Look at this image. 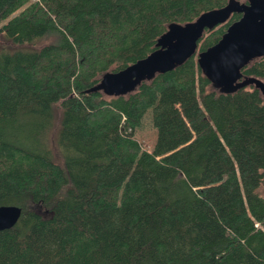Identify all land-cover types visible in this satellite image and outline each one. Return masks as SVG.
Segmentation results:
<instances>
[{
    "label": "trees",
    "instance_id": "1",
    "mask_svg": "<svg viewBox=\"0 0 264 264\" xmlns=\"http://www.w3.org/2000/svg\"><path fill=\"white\" fill-rule=\"evenodd\" d=\"M227 1L0 0V37L22 46H0V205L21 208L0 231V264H264V100L254 85L219 92L195 54L126 95L90 91L104 72L152 52L170 23ZM240 15L205 29L197 52ZM241 72L264 79V56ZM170 88L190 91L212 129L177 174L163 177L147 155L119 162L115 141L133 136ZM96 104L113 110L100 125L88 122ZM217 139L237 169L246 217L219 207L215 187L193 185ZM130 169L119 204L94 211L100 181Z\"/></svg>",
    "mask_w": 264,
    "mask_h": 264
},
{
    "label": "water",
    "instance_id": "2",
    "mask_svg": "<svg viewBox=\"0 0 264 264\" xmlns=\"http://www.w3.org/2000/svg\"><path fill=\"white\" fill-rule=\"evenodd\" d=\"M232 13L241 15L216 43L197 52L204 30L225 22ZM155 47L146 57L119 71L104 72L90 91H101L107 96L126 95L142 81L173 70L196 54L197 64L213 88L232 93L254 85L264 100V81L241 72L244 66L264 56V0H228L224 6L205 11L193 21L170 23L157 38ZM20 214L21 208L16 205H0V231L14 226Z\"/></svg>",
    "mask_w": 264,
    "mask_h": 264
},
{
    "label": "rangeland",
    "instance_id": "3",
    "mask_svg": "<svg viewBox=\"0 0 264 264\" xmlns=\"http://www.w3.org/2000/svg\"><path fill=\"white\" fill-rule=\"evenodd\" d=\"M0 46L22 47L11 44L3 37H0ZM111 113L113 110L110 107L96 104L88 115V122L100 125ZM211 129L212 126L206 120L196 97L190 91L181 92L170 88L159 95L156 104L146 112L134 135L131 137L120 135L114 147L119 162L135 165L140 157L151 156L160 166L162 176L167 177L179 172L180 166L193 151L194 146ZM132 173L133 170L130 169L127 174L113 176L112 180L102 179L100 181L102 196L89 202L93 210L118 205L123 187ZM120 180H124L122 187H118ZM193 185L201 192H206L209 187H215L214 200L220 201L219 207L228 204L231 207L229 215L247 216L242 190L237 180V169L220 139L212 144L211 159L206 164L203 179L194 182ZM260 192L264 197V183ZM140 197L151 201L148 193H143ZM92 219L90 220L93 221ZM227 230L234 233L231 227ZM112 231L116 234V227Z\"/></svg>",
    "mask_w": 264,
    "mask_h": 264
},
{
    "label": "flooded vegetation",
    "instance_id": "4",
    "mask_svg": "<svg viewBox=\"0 0 264 264\" xmlns=\"http://www.w3.org/2000/svg\"><path fill=\"white\" fill-rule=\"evenodd\" d=\"M264 81V79H262Z\"/></svg>",
    "mask_w": 264,
    "mask_h": 264
},
{
    "label": "built area",
    "instance_id": "5",
    "mask_svg": "<svg viewBox=\"0 0 264 264\" xmlns=\"http://www.w3.org/2000/svg\"><path fill=\"white\" fill-rule=\"evenodd\" d=\"M257 225V224H256Z\"/></svg>",
    "mask_w": 264,
    "mask_h": 264
}]
</instances>
